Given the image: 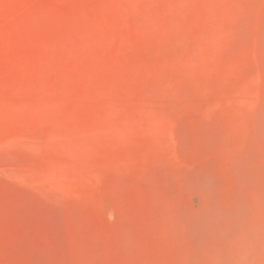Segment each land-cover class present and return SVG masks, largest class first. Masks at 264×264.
<instances>
[{"label":"rangeland","instance_id":"374dc122","mask_svg":"<svg viewBox=\"0 0 264 264\" xmlns=\"http://www.w3.org/2000/svg\"><path fill=\"white\" fill-rule=\"evenodd\" d=\"M0 264H264V0H0Z\"/></svg>","mask_w":264,"mask_h":264}]
</instances>
